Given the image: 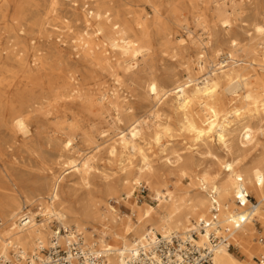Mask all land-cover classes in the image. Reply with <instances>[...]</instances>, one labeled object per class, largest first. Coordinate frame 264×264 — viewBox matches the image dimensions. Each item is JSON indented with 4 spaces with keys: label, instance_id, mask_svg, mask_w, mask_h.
Returning a JSON list of instances; mask_svg holds the SVG:
<instances>
[{
    "label": "bare ground",
    "instance_id": "6f19581e",
    "mask_svg": "<svg viewBox=\"0 0 264 264\" xmlns=\"http://www.w3.org/2000/svg\"><path fill=\"white\" fill-rule=\"evenodd\" d=\"M45 1L43 15L23 28L20 18L24 0H0L2 20L10 22L3 29L14 34L8 35L14 38L9 44L0 43V126L9 124L11 130L25 133L32 112L43 106L55 109L67 99L77 100L89 113L107 105L115 113L117 139L107 146L106 153L118 158L119 176L115 181L93 183L91 173L96 168L93 156L86 154L57 161V175L13 174L5 170L0 184V257L13 253L24 258L35 251L38 243L48 245L55 229H64L66 232L57 236L59 243L70 242L81 234L84 244L100 258V264H126L137 243L155 233L183 236L198 229L200 221L209 223L198 234L200 244L207 242L213 229L238 245L242 255L249 258H237L218 244L213 250L214 264H251L252 256L264 255V239L260 243L252 237L259 234L264 238V143H260L264 142V27L254 19V30L262 37L258 49L227 38V59H207L206 50L200 49L196 54L197 74L186 68V77L174 79L169 89H163L155 79L147 81L146 93L156 104L172 99V109L179 114V128L194 142L188 145L195 150L190 157L169 151L171 146L165 139L170 137L169 125L162 123L161 113L154 110L150 115L155 119L151 139L164 154L168 168L160 172L141 145L147 121L136 118L122 130L120 125L125 120L117 100L104 94L85 95L84 91L91 89L89 80L96 78L92 73L112 69L115 62L128 68L138 66L153 52L151 30L155 28L163 34L167 46L174 27L187 28L185 11L208 35L206 42L197 39L213 58L218 57L221 49L210 41L212 32L216 26L230 28L233 18L243 15L238 0H87L80 8L66 0ZM256 1L245 0L248 5ZM140 3H147L152 15L138 10ZM65 4L71 15L80 19L83 30L71 36L72 41L59 34L50 42L53 48L43 47L41 39L51 16L73 31L71 20L60 14ZM164 4L168 19L163 15ZM52 27L58 29L55 24ZM29 32L37 35L26 45L21 39ZM191 41L194 42L192 36ZM60 43L68 44L73 58L92 70L83 71L69 63ZM173 51L177 54L176 47ZM248 118L259 125L252 126ZM233 121L238 125L234 143L228 137ZM66 126L80 129L76 118ZM90 131L94 132L95 127L90 126ZM104 132L100 134L105 136ZM86 133L83 131L82 136L86 137ZM65 136L63 148L72 152L76 137ZM212 140H216L222 153L207 149L209 158L203 163L196 156L198 144L208 146ZM134 156L138 157L137 165H133ZM69 176L77 177L73 185L66 183ZM183 179L188 182L183 184ZM143 183L157 202L154 206L129 201ZM241 190L254 203L247 201L245 206H238L236 197ZM112 203L129 212L123 213Z\"/></svg>",
    "mask_w": 264,
    "mask_h": 264
},
{
    "label": "rangeland",
    "instance_id": "374dc122",
    "mask_svg": "<svg viewBox=\"0 0 264 264\" xmlns=\"http://www.w3.org/2000/svg\"><path fill=\"white\" fill-rule=\"evenodd\" d=\"M87 0H66L69 4H73L78 8L82 3ZM122 2V0H116ZM244 13L241 17L233 18L230 28H221L216 26L212 32L211 40L213 44L221 49L218 57L213 58L212 52L208 51L206 45L197 39V37L206 42L208 35L200 30V27L195 22V18L192 14L185 11L187 19V28L174 27L172 36H169V43L166 46V37L158 32L155 28L151 30L152 40L154 43L153 52L144 61L139 62L138 66L128 68L124 63L117 65L115 58H111L112 62H115L112 69H98L92 74L96 76L95 79L90 81V90H85L86 96L98 97L101 94L106 95L110 99L118 101L119 106L123 110L124 124L120 127L124 130L129 122L139 118L147 121V128L144 130V140L141 141V145L148 153L150 160L154 168L160 172L167 171V166L164 164L163 153H160V149L156 146L151 139V133L155 126V119L150 115L154 110H158L161 113L162 123H166L170 128V137L168 139L171 149L169 151H177L185 157H190L195 152L193 148H189L188 145L193 144V139L189 137L185 132L179 128V114L177 115L172 109V99L168 98L161 104H156L151 97L146 93V84L150 79H155L159 82L163 89L171 88V83L174 79H184L186 77L185 70L191 71V73L197 74V60L196 54L202 50H206L207 59L221 61L227 59L228 44L227 38L236 39L241 44H249L260 48L262 37H260L254 30V19L260 25L264 27V0H257L256 3L248 5L245 0L237 1ZM166 3V0L164 1ZM45 0H24L22 7L20 25L23 28L28 25L37 17H41L46 9ZM138 10L142 9L147 12L148 15H152V11L147 3H140ZM61 16L67 17L71 20V29L67 30L64 25L59 21L49 18V25H47V31L44 33V38L41 39L43 47H54L50 42L53 41L59 34L64 37L67 35V40L70 37L75 36L76 33H80L83 30L80 19L74 18L71 15V11L67 4L61 6ZM254 12L257 15L254 17ZM11 13V9H10ZM164 18L168 19L169 11L167 5L164 4ZM9 18V17H8ZM5 24L10 25L9 20L3 22L0 14V43L1 46L9 44L8 41H13L14 38H8L14 34H8L3 26ZM55 24L58 29L52 25ZM61 28V29H60ZM192 32V33H191ZM189 33L191 35H189ZM37 33L23 34L25 36L24 43L28 45V41L31 37L36 36ZM191 36L194 42L191 41ZM58 39V38H57ZM72 41V40H70ZM178 46V47H177ZM60 49L63 50L65 57L72 63V65H78L83 71L87 69L92 70L86 66V63L73 58L72 50L68 44L60 43ZM176 47V53L173 49ZM39 93H36L38 96ZM223 101L228 102V98L223 95ZM7 114L8 112H4ZM72 118L79 120L80 129H69L66 126ZM115 113L112 108L107 105L101 106V108L93 109L91 113L82 109L77 100H65L57 108L42 107L32 112L30 118L27 121V132L11 130L9 124L0 126V184H3L5 170L13 174H20L22 172L28 174H58L57 161L62 160L64 157H75L78 154L93 156V165L96 168L91 173L92 182L95 184L102 183L104 181H115L119 176V160L118 158H110L106 153L107 146L117 139L115 135L117 125L114 123ZM252 126L259 125L257 120L248 118ZM65 121L64 125L59 124ZM90 126L95 127V131H90ZM237 122L231 123V133L228 136L234 143L235 137L238 132ZM105 131L103 136L100 131ZM83 131L87 132V136L83 137ZM66 135L75 136V145L72 152H67L63 148L62 138ZM264 143L263 141L260 142ZM207 149L212 152L221 154L222 150L216 140L209 142L208 146L198 144L197 151L199 155H196L199 161L205 163L208 160L206 153ZM133 165H137L138 157H132ZM2 175V176H1ZM174 177V176H172ZM77 180L76 176H69L66 178V183L73 185ZM183 184L188 181L183 179ZM142 185L145 186L143 183ZM137 196V188L132 198L129 201H135L138 204L147 203L155 205L157 202L152 199L151 193L146 187L145 193L142 197ZM140 199V200H139ZM115 205L114 203H112ZM123 213L129 211L122 205H115ZM29 207L27 206V209ZM39 219V218H37ZM54 227V226H52ZM259 228V225H257ZM255 241L258 237H262L259 234L252 236ZM264 239V238H263ZM237 258L249 259L242 255L240 248L236 246L229 250Z\"/></svg>",
    "mask_w": 264,
    "mask_h": 264
},
{
    "label": "built area",
    "instance_id": "2783aa9c",
    "mask_svg": "<svg viewBox=\"0 0 264 264\" xmlns=\"http://www.w3.org/2000/svg\"><path fill=\"white\" fill-rule=\"evenodd\" d=\"M146 187L140 185L137 188V196L142 197ZM140 200V199H139ZM254 203V199L245 191L236 197V204L245 206L246 202ZM215 210H212L214 212ZM213 214V213H212ZM213 218V217H212ZM240 222L242 220L240 219ZM209 223L200 221L198 229H192L183 236L176 233L161 235L155 233L152 237L145 239L135 245L133 252L126 258V264H214L213 250L218 244L224 245L228 250L235 248V245L228 238H223L212 229L208 233L207 242H198L199 232L204 231ZM66 231L55 229L48 245L38 243L35 251L21 257L11 253L7 257H0V264H100V258L96 257L88 248L81 234L67 243H59L57 236ZM258 242H263L258 237ZM251 264H264V255L252 256Z\"/></svg>",
    "mask_w": 264,
    "mask_h": 264
}]
</instances>
